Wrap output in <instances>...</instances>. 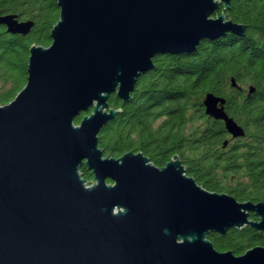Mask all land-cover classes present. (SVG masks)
Returning a JSON list of instances; mask_svg holds the SVG:
<instances>
[{
	"label": "water",
	"instance_id": "water-1",
	"mask_svg": "<svg viewBox=\"0 0 264 264\" xmlns=\"http://www.w3.org/2000/svg\"><path fill=\"white\" fill-rule=\"evenodd\" d=\"M56 1L52 44L30 48L26 86L0 105V264H264V247L236 256L209 240L245 227L264 232V201L204 189L178 155L159 168L142 152L116 159L99 148L102 129L122 112L110 97L131 103L155 57L245 36L226 15L233 0ZM0 26L27 36L35 24L0 10ZM225 103L207 94L206 115L244 138ZM81 113L90 114L76 124Z\"/></svg>",
	"mask_w": 264,
	"mask_h": 264
},
{
	"label": "trees",
	"instance_id": "trees-1",
	"mask_svg": "<svg viewBox=\"0 0 264 264\" xmlns=\"http://www.w3.org/2000/svg\"><path fill=\"white\" fill-rule=\"evenodd\" d=\"M0 10L35 24L27 36L10 35L0 26V105L6 106L27 84L30 48L52 44L60 9L56 0H0ZM223 11L221 5L217 15ZM226 15L247 27L245 36L228 34L202 41L190 54L155 57V68L138 80L131 103L110 97L111 108L122 112L102 129L99 148L116 159L142 152L159 168L178 155L187 175L204 189L257 203L264 201V0H233ZM250 86L256 92L248 97ZM207 94L226 101L225 112L244 129V138L229 140L225 124L206 115ZM90 113H81L75 123ZM80 173L93 183L86 166ZM209 240L219 252L241 256L264 247V232L245 227L224 237L211 234Z\"/></svg>",
	"mask_w": 264,
	"mask_h": 264
},
{
	"label": "flooded vegetation",
	"instance_id": "flooded-vegetation-1",
	"mask_svg": "<svg viewBox=\"0 0 264 264\" xmlns=\"http://www.w3.org/2000/svg\"><path fill=\"white\" fill-rule=\"evenodd\" d=\"M229 135V134H228ZM242 139V138H241ZM229 140H231V141H237V140H239V139H235V140H233L232 139V137H231V135H229Z\"/></svg>",
	"mask_w": 264,
	"mask_h": 264
}]
</instances>
